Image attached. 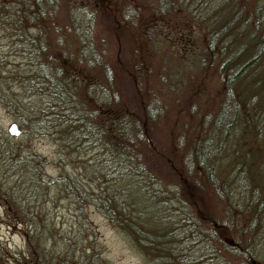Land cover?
Wrapping results in <instances>:
<instances>
[{
  "label": "trees",
  "instance_id": "trees-1",
  "mask_svg": "<svg viewBox=\"0 0 264 264\" xmlns=\"http://www.w3.org/2000/svg\"><path fill=\"white\" fill-rule=\"evenodd\" d=\"M0 32L9 37L0 60L18 58L0 70L2 104L48 97L47 107L22 108L33 132L64 139V162L99 147L81 161L85 186L63 165L45 174L49 160L37 151L11 160L16 150L0 133V201L25 234V249L0 264H108L87 203L152 262L201 264L217 251L246 264L255 252L241 211L251 227L264 216V0H0ZM207 187L226 201L220 215ZM63 193L79 211L74 234L55 227ZM151 198L173 203L187 225L147 229ZM194 237L177 247L175 238Z\"/></svg>",
  "mask_w": 264,
  "mask_h": 264
},
{
  "label": "rangeland",
  "instance_id": "rangeland-1",
  "mask_svg": "<svg viewBox=\"0 0 264 264\" xmlns=\"http://www.w3.org/2000/svg\"><path fill=\"white\" fill-rule=\"evenodd\" d=\"M102 34H105L104 31H100ZM7 41H9V37L2 36L0 32V50L6 49ZM15 55L10 54L8 58H2L0 60V70L2 69H10L15 68L16 65ZM7 69V70H8ZM17 86L14 85L13 89L17 90ZM48 97L44 95L37 96L35 98L23 97L21 101L15 105H11L7 107L2 104L0 100V133L7 134V127L12 121H16L20 127V133L15 136H9V141L5 140L4 145L11 150L15 149L16 152L11 155L12 159H16L20 156V153L27 154L31 150L37 151L40 155L49 160L44 166V173L53 176L58 174L61 171L62 165L66 167L69 172L82 181L85 186H88V182L91 183L88 177L90 174H87L84 171L81 161H92L96 154L94 152L99 151V147L85 152L82 155H78L76 157L72 156L69 161L64 162L63 158L60 156L59 152L64 149V139L53 137V136H43L39 135L36 132H33L31 127L34 125V122H30L29 112L23 111L24 105L26 103H30L32 105L35 102V106L39 108L47 107ZM32 103H31V102ZM17 107V108H16ZM20 113L23 114L25 120H28L26 123H22L20 119ZM31 114V113H30ZM28 117V118H27ZM165 123V122H163ZM163 129V128H162ZM161 130V134L165 131ZM160 131V130H159ZM3 165V164H2ZM3 169V168H2ZM13 177V176H12ZM11 177V178H12ZM17 176H14L12 180H15ZM145 186V185H144ZM54 189V188H53ZM207 193L210 194L208 198L207 204L208 207L214 212L216 215H220L225 210V202H216L215 195L212 191L207 187ZM137 191H140V188H137ZM146 195L154 194L148 187L145 189ZM205 197V196H204ZM42 200H38V204L41 203ZM157 203V204H156ZM162 203V204H161ZM146 204V203H145ZM49 205V203H48ZM141 205V202H140ZM144 205V204H142ZM146 206V215L142 218L145 225L148 227L150 231L161 233L164 231L169 232L172 231L173 227H176L179 223H183L181 221V216L175 212L176 206L172 205L166 206V204L160 200L153 202V198H151V203L147 200ZM36 207V206H35ZM37 207H40L37 205ZM138 207V206H137ZM215 209V210H214ZM135 212H139V208L135 209ZM86 211L90 221L95 224L97 228V241L96 246L100 247L101 256L108 260V264H169L167 260L158 259L157 262H152L151 255L148 253L150 250H146L142 244H138L132 241L125 231L117 226H114L109 219L102 214L101 211L97 210L96 206L92 203H87ZM247 212L241 211V223L240 225L244 228V237L249 242L245 241V244L249 245L250 248L254 250V256L264 264V238H261V235L264 234V216L260 218L257 225L251 227V222L247 220ZM79 215V211L74 200L69 196V194H57V199L55 200V205L53 209V216L55 220V227L60 228V230L64 233L71 232L75 233L77 217ZM80 216V215H79ZM180 217V218H179ZM233 217V213H232ZM251 219V218H250ZM249 219V220H250ZM9 220V217L6 215L5 205L0 201V256L3 258H9L8 261L12 260V255H17L20 251L25 249V234L23 232V225L21 223H17L15 226ZM186 223V222H185ZM261 227V229H260ZM202 234L199 235V246H201V250L206 249V246L209 245V242L206 240V236L202 238ZM236 232L232 231L228 233L226 231L222 232L223 238L230 239L236 236ZM179 237H185L187 234L178 235ZM195 239H176L177 247L181 250L184 248L183 246H187L188 243H195ZM84 241H82L83 243ZM186 243V244H185ZM196 245V246H197ZM181 247V248H180ZM210 247V246H209ZM210 252L212 248H207ZM211 254L213 256L211 258H205V255H201V264H240L239 261L241 257L237 254H224L221 256L217 251ZM223 251H221L222 253ZM229 256V257H228ZM222 258V259H221ZM160 260V261H159ZM229 261V263L227 262Z\"/></svg>",
  "mask_w": 264,
  "mask_h": 264
},
{
  "label": "water",
  "instance_id": "water-1",
  "mask_svg": "<svg viewBox=\"0 0 264 264\" xmlns=\"http://www.w3.org/2000/svg\"><path fill=\"white\" fill-rule=\"evenodd\" d=\"M7 132L12 136L18 135L20 133V127L18 123L16 121H12L7 127ZM246 263L247 264H261L252 255H248L246 257Z\"/></svg>",
  "mask_w": 264,
  "mask_h": 264
},
{
  "label": "flooded vegetation",
  "instance_id": "flooded-vegetation-1",
  "mask_svg": "<svg viewBox=\"0 0 264 264\" xmlns=\"http://www.w3.org/2000/svg\"><path fill=\"white\" fill-rule=\"evenodd\" d=\"M232 243L235 244V242H233V241H232ZM248 255H252V254H248ZM248 255H247V256H248ZM247 256H246V257H247ZM252 256H253L255 259H257L254 255H252ZM257 260L261 263V261H260L259 259H257ZM246 264H247V263H246ZM261 264H262V263H261Z\"/></svg>",
  "mask_w": 264,
  "mask_h": 264
}]
</instances>
